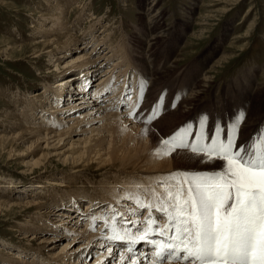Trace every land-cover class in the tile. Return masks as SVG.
<instances>
[{"label": "rangeland", "instance_id": "obj_1", "mask_svg": "<svg viewBox=\"0 0 264 264\" xmlns=\"http://www.w3.org/2000/svg\"><path fill=\"white\" fill-rule=\"evenodd\" d=\"M62 2L66 7L68 1ZM55 3V0H0V135L9 136L12 132L11 120L3 116L6 112L13 113L20 109L22 104L18 102H22L23 97L27 99L30 95L43 91L44 86L48 87L71 75L68 71L55 76L50 73L53 68L47 70L46 58L33 63L27 58L29 49H17L41 40L40 34L34 35V31L51 25L49 18L54 13L51 6ZM69 3L65 16H62L66 22L64 28L69 30L62 29L61 32L75 33L76 38L80 37L79 40H82L84 34L88 33L89 26L90 33L96 32L100 37L112 31L111 46L120 42L126 54L127 65L131 66V70L135 68L138 71H133L137 77L135 81L138 97L141 83L145 82L144 100L138 103L137 109L139 98L136 97L130 110L138 112L134 122L147 133L145 137L150 143L160 144L161 136H171L187 122H193L195 125L201 114L209 116L206 132L210 133L216 124L227 125L238 110L245 109L248 119L244 126L242 125L238 137L241 140L249 136L246 135L250 133L249 129L252 128L257 133L258 127L264 126V0H71ZM149 9L152 12L149 14L151 20L148 19L149 15L145 17ZM150 23L152 28L148 26ZM77 29L80 31H76ZM151 38L156 39L152 42ZM33 39L36 41L33 42ZM89 48L90 45L84 51L75 49L66 59L82 52L88 53ZM104 50L106 49L102 48L97 55ZM225 54L228 55V60L207 75L210 81L207 90L193 95L197 89L195 86L203 79V74ZM114 61L115 59H112L102 65L96 73L111 67ZM94 70L95 67L92 71ZM97 77L98 75L95 78ZM65 92L62 90V96ZM160 97L164 99V106L158 117L152 124L144 123L149 109ZM171 121L173 123H170ZM244 130L246 131L243 132ZM23 138L24 143L18 142L13 146L10 141L5 144L4 151L0 152V246L3 251L7 248L31 253L37 250L39 241L33 239L29 242L30 238L21 237L24 233L19 227L28 216L36 213L35 207L30 209V213L23 212V208H13L12 211L6 212V201L23 198L24 194L21 193L26 190L27 184L31 183L32 189L26 194L37 195L38 191H33L42 188L41 179L45 175L37 177L42 172L47 173L45 178L59 179L70 184V187L66 188L53 187L60 190L59 193L67 192L65 195H70L87 192L86 196L92 195L91 186H97L104 179V173L107 172L108 175L116 169L98 171L94 170L92 165L77 179L70 177L65 181L60 178L64 177V171L68 167L61 165L54 156L46 163L44 169L35 170L37 172L30 174L24 164L38 158L40 152L30 151L26 154L31 155L29 158L17 157L30 147L31 139L27 135H23ZM10 146L15 153L8 157L7 150ZM174 154L187 156L181 160V163L184 161L185 164H181L182 168L177 170H194L196 159H188L190 155L193 156L190 150H177L168 156L172 158ZM176 164L179 167L180 163ZM85 202L86 200L81 201L83 208L87 207ZM43 212L44 210H41L38 213L39 220L55 217L54 214ZM141 215H144V212ZM60 242L62 246L66 241ZM42 251L44 254L46 249Z\"/></svg>", "mask_w": 264, "mask_h": 264}, {"label": "bare ground", "instance_id": "obj_2", "mask_svg": "<svg viewBox=\"0 0 264 264\" xmlns=\"http://www.w3.org/2000/svg\"><path fill=\"white\" fill-rule=\"evenodd\" d=\"M62 1L55 0L56 3L51 6L54 11L49 18L51 25L48 28H38L34 31L35 33L33 32L34 35L40 34L41 40L33 43L36 41L33 39V44H27L17 49H29L27 58L31 59L33 63L46 58L47 70L50 71L53 68L50 73H54L55 76L63 75L68 71L71 75L48 87L44 86L43 91L36 92L27 99L23 97L22 102H18L22 104L20 109L13 113H5L3 117L11 120L12 128L10 130L12 132L9 133V136L7 134L0 135V152L4 151L5 144L10 141L13 146L18 142L24 143L23 135H27L31 139L30 147L17 157L29 158L31 155L27 156L26 154L30 151L40 152L38 158L26 161L24 164V167L27 168L26 171L30 174H34L35 170L44 169L46 163L54 156L61 165L68 167L64 171L65 174H62L64 177L60 178L65 181L70 177L77 179L92 165L94 170L98 171L107 168L116 170L108 175L107 172L104 173V179L97 186L91 184L93 194L87 196V192L86 194L70 192V195H65L67 192L59 193L61 191L53 187L66 188L70 187V184L59 179L45 178L46 172L38 174L37 177L45 176L41 179L42 188L32 190L33 192L38 191L37 195L28 196L26 194L32 189L30 188L33 186L31 183V185L27 184L26 190L21 193L24 194L23 198L19 197L4 203L6 212L12 211L13 208H23V212L30 213V209L35 207L34 216H28L29 218L19 228L24 233L21 236L24 239L30 238L29 242H32L33 239L39 241L38 248L28 253L25 250L7 248L3 251L0 246V252L3 251L2 254L0 253V264H120V260L116 256H110L106 248L110 247L114 253L128 256L129 252L125 250L128 244L126 241H118V243L107 239L108 236L113 235V227L121 234L126 228L130 237L139 235L136 232L137 226H140L141 229L147 228L148 211L138 208L136 201L152 205L153 216H159L160 213L155 211V207L161 198H167L166 189L174 185L170 174L179 171L182 168L181 164H185L184 161L181 163V160L187 157L174 154V157L170 158L168 155L156 153L160 144L150 143L145 137L147 133L141 130L131 117L130 109L133 108L134 100L138 97L135 81L137 77L133 71H138L135 68L131 70V66L127 65L126 54L121 43H114L115 45L111 46L112 31H108L100 37L96 32L90 33L91 26L82 40H79L80 37L77 39L75 33L61 32L62 29L69 30L64 28L66 22L62 16H65L71 0H67L66 7ZM151 13L149 9L145 17ZM150 15L149 20H151ZM148 26L151 27V23ZM76 28L75 26L74 29ZM104 29L103 31L106 30ZM154 39L156 38H151V41L153 42ZM89 45L88 53L82 52L66 59L75 49L84 51ZM102 48L106 50L97 55ZM112 59L115 61L112 62L111 67L102 70L99 74L96 73L99 67L109 63ZM225 60H228L227 54L221 55L209 67L203 74V79L195 86L196 91L194 93L191 91L193 95L207 90L210 83L207 75ZM94 67L96 70L92 71ZM171 70L172 68L169 71ZM148 73L151 74V72ZM93 78L96 79L94 82H92ZM129 83L131 87H129ZM62 90L66 91L64 96H62ZM129 93L130 99H126V94ZM139 102L138 99L136 106ZM165 124L168 123L165 122ZM248 131L250 133L246 135L254 137V140L258 142V138L254 136L255 130L251 128ZM243 135L245 136V134ZM248 137L245 136L244 140L238 138V140L246 141ZM14 153L15 150L10 146L7 150L8 157ZM190 157L195 161L194 156L190 155ZM176 163H180L179 167ZM193 169L209 172L219 170L212 163L197 164L196 162ZM39 200H44V202ZM85 200L87 207L83 208L80 204ZM41 210H44L43 213L48 215L54 214L55 217L39 220L38 213ZM142 212L144 215H141ZM125 217L131 223L126 224ZM166 223L165 219H160L159 227L163 228ZM43 232L47 234L43 235ZM60 241L66 242L60 246ZM136 244L140 246L147 243L140 241ZM43 249H46L44 254ZM153 252L154 249L146 251V247L137 249L136 252H133V260L137 264H153L155 260V257L151 256ZM124 264H128V261L125 260ZM171 264H175V262H171Z\"/></svg>", "mask_w": 264, "mask_h": 264}, {"label": "snow or ice", "instance_id": "obj_3", "mask_svg": "<svg viewBox=\"0 0 264 264\" xmlns=\"http://www.w3.org/2000/svg\"><path fill=\"white\" fill-rule=\"evenodd\" d=\"M144 83L139 89L140 101L145 98ZM125 98L130 99V93ZM163 106L160 97L144 123L152 124ZM137 116V111L131 112L134 120ZM246 119V110L240 109L227 125L218 123L208 133L209 116L201 114L195 125L187 122L161 138L158 155L190 150L197 164L212 163L219 170L171 173L174 185L155 207L160 215L153 216L152 205L137 200V207L148 211L147 228L137 226L139 235L130 237L126 228L121 234L113 227V235L107 237L126 241L129 255L114 253L110 247L106 248L108 254L116 256L120 264L125 260L137 264L131 245L143 241L154 249L153 264H264V126L254 134L258 142L254 137L239 141ZM160 219L167 221L163 228ZM124 220L131 223L127 217Z\"/></svg>", "mask_w": 264, "mask_h": 264}]
</instances>
